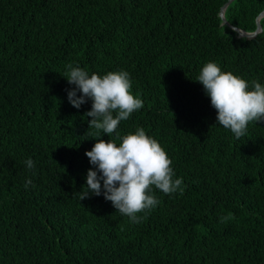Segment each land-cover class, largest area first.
<instances>
[{"label":"trees","instance_id":"16d2710c","mask_svg":"<svg viewBox=\"0 0 264 264\" xmlns=\"http://www.w3.org/2000/svg\"><path fill=\"white\" fill-rule=\"evenodd\" d=\"M228 1L0 0V264H264V121L237 139L197 81L215 62L264 86V18L243 37L221 17ZM263 11L234 0L226 17L253 32ZM69 64L128 72L143 107L110 135L89 129L92 100L69 102ZM141 127L183 191L152 186L158 204L133 223L78 192L86 151Z\"/></svg>","mask_w":264,"mask_h":264},{"label":"clouds","instance_id":"9594fccd","mask_svg":"<svg viewBox=\"0 0 264 264\" xmlns=\"http://www.w3.org/2000/svg\"><path fill=\"white\" fill-rule=\"evenodd\" d=\"M67 80L75 87L68 90V99L73 107L80 109L92 100V108L85 113L91 117L89 129L114 133L122 120L143 107V101L131 92V80L126 71L109 72L102 77L89 74L79 66H68ZM197 81L210 97L217 111V124L230 129L237 139L245 135L250 121H264V86L253 81V90L248 82L232 72H222L215 62H208ZM82 93V95H78ZM115 113V115H114ZM121 139L117 146L112 140L96 141L85 155L94 166L86 177L87 191L78 192L81 201L91 195L103 194L107 201L133 223L142 219L138 213L156 207L158 200L149 194L152 186L165 194L181 192L182 179H173L172 161L157 140L149 137L141 127ZM28 169L34 168L31 158L25 161ZM32 181H26L25 187ZM83 187V188H84ZM225 218H222V220Z\"/></svg>","mask_w":264,"mask_h":264},{"label":"water","instance_id":"95a60500","mask_svg":"<svg viewBox=\"0 0 264 264\" xmlns=\"http://www.w3.org/2000/svg\"><path fill=\"white\" fill-rule=\"evenodd\" d=\"M234 0H229L222 8V11H221V17L224 21L225 24H227L228 26H230L232 29L236 30L241 36L243 37H248L249 39H253L255 38L259 33H261L263 31V25L261 23V19L264 18V11L258 16V19H257V29L253 32H250V31H245L243 29H240L234 25H232L227 17H226V11H227V8L228 6L230 5L231 2H233Z\"/></svg>","mask_w":264,"mask_h":264}]
</instances>
